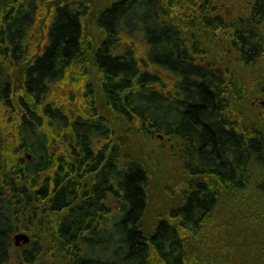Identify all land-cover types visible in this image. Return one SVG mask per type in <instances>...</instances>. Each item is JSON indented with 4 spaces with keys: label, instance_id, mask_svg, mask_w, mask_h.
<instances>
[{
    "label": "trees",
    "instance_id": "obj_1",
    "mask_svg": "<svg viewBox=\"0 0 264 264\" xmlns=\"http://www.w3.org/2000/svg\"><path fill=\"white\" fill-rule=\"evenodd\" d=\"M209 3L118 0L98 15L106 38L94 69L109 106L136 118L141 132L186 148L184 168L191 180L182 204L148 235L141 222L150 174L141 161L122 157L110 123L96 107L83 44L91 4L0 0V118L11 125L5 138L0 127V264L16 260L13 238L22 201L14 194H32L52 213L68 210L58 225L67 264H187L185 237L198 236L214 216L221 188L253 187L264 198L263 129H240L226 80L198 62L201 46L173 19V10ZM204 23L225 32L245 66L263 58L264 0H255L248 21L206 17ZM23 64L28 66L17 89L12 71ZM52 93L78 110L51 102ZM17 253L20 264H42L39 241Z\"/></svg>",
    "mask_w": 264,
    "mask_h": 264
},
{
    "label": "rangeland",
    "instance_id": "obj_2",
    "mask_svg": "<svg viewBox=\"0 0 264 264\" xmlns=\"http://www.w3.org/2000/svg\"><path fill=\"white\" fill-rule=\"evenodd\" d=\"M83 1L92 6L84 20L83 44L92 69L90 81L96 87V107L100 116L110 123L114 132L113 145L119 149L122 157L130 156L141 161L150 174L148 207L141 222L143 230L150 235L155 225L168 219L171 209L182 204L183 188L191 180L184 168L186 148L172 138L162 137L155 132H141L136 118L116 113L109 106L94 69L96 51L106 38L105 32L97 25V19L102 11L118 0ZM209 2V5L173 10V19L191 42L201 46L202 55L198 62L226 80L227 97L240 129L245 132L258 128L264 131V94L260 91V86L264 84V56L256 65L245 66L241 54L225 32L208 29L204 23L206 17H222L227 22L248 21L255 0ZM263 27L264 24L260 29ZM141 54H144L142 47ZM27 66L23 64L12 71L17 89ZM162 76L168 79L165 74ZM64 100L59 93L50 96V101L63 109L78 110L77 104ZM0 119L2 136L5 138L11 125L7 117ZM28 195L31 199L14 194L22 201L18 234L30 237L29 244L16 246L13 255L16 257L15 264H20L17 249L22 250L36 241L43 246L42 264H67V251L64 252L59 239L58 225L68 210L52 213L44 204L38 203L32 194ZM114 205L120 206L119 203ZM185 240L187 264H259L264 259V198H258L253 187L243 192H229L221 188L220 203L214 216L203 224L198 236H188Z\"/></svg>",
    "mask_w": 264,
    "mask_h": 264
},
{
    "label": "water",
    "instance_id": "obj_3",
    "mask_svg": "<svg viewBox=\"0 0 264 264\" xmlns=\"http://www.w3.org/2000/svg\"><path fill=\"white\" fill-rule=\"evenodd\" d=\"M14 243L16 246L27 245L30 243V237L26 234H17L14 237Z\"/></svg>",
    "mask_w": 264,
    "mask_h": 264
},
{
    "label": "flooded vegetation",
    "instance_id": "obj_4",
    "mask_svg": "<svg viewBox=\"0 0 264 264\" xmlns=\"http://www.w3.org/2000/svg\"><path fill=\"white\" fill-rule=\"evenodd\" d=\"M202 5H204V4H202ZM178 24V23H177ZM182 30V29H181ZM183 32V31H182ZM189 40V39H188ZM190 41V40H189ZM191 42V41H190ZM191 43H193V42H191ZM193 44H195V43H193Z\"/></svg>",
    "mask_w": 264,
    "mask_h": 264
}]
</instances>
